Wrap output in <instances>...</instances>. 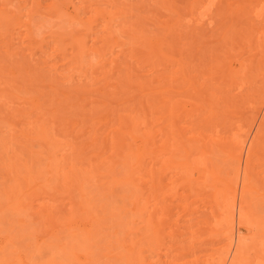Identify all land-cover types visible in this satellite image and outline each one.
<instances>
[{
    "label": "rangeland",
    "instance_id": "obj_1",
    "mask_svg": "<svg viewBox=\"0 0 264 264\" xmlns=\"http://www.w3.org/2000/svg\"><path fill=\"white\" fill-rule=\"evenodd\" d=\"M53 2L0 0V86L8 82L5 89L9 87V92L17 86L13 89L26 97L38 96L42 103L39 111L45 112L42 120H52L49 131L58 143L55 156L61 158L57 165L50 162L52 153L42 140L29 137L27 147L20 145L25 138L19 129L25 127L27 131L30 120L40 113H20L16 109L22 102L4 98L0 101V191L15 184L7 167L21 168L27 162L34 165L36 172L20 187L25 193L32 191L28 196L33 206L47 203L62 214L71 202L86 197L99 216L106 218L113 210L119 212L126 201H122V196L135 190L121 180L113 181L125 177L126 169L112 155L103 164L92 156L90 146H83L91 142L92 136L99 143L110 139L121 124L127 126L133 118L138 122L135 134L147 136L151 157L146 158L142 170H137V192L142 190L150 196L147 216H152L151 221L160 230L157 241L140 245L144 263L210 264V255L217 254L224 242L218 236V203L212 201V192L203 187L206 168L213 165L218 178L240 183L243 176L235 171L237 162L228 155L229 141H241L243 169L245 151L257 132H264L258 129L264 119V0H70L58 11L55 7L59 5ZM191 4L197 8L193 12ZM196 12L207 15L200 18ZM141 34L150 36L154 50L163 39L161 42L168 48L164 51L183 61L182 67L195 84L185 90L178 82H171L182 93L165 89L163 93L160 86L171 84L168 77L179 69V64L159 55L152 63L138 60L147 57L143 43L146 39L142 41ZM77 41H83L81 46ZM220 66L221 72L229 68L236 77L240 73V77L235 78L236 82L224 81L225 84ZM128 78L134 83L132 86L127 85ZM142 82L147 84L142 86ZM167 96L180 100L183 111L179 115L167 116L169 111L160 99ZM96 118L100 121L93 124ZM89 129L92 131L87 133ZM125 137L130 143L131 139ZM258 141L257 155L249 167L251 190L246 196L251 210L257 213L253 219L264 233V138ZM109 146L108 143L106 155L112 152ZM29 150L38 153L31 156ZM200 155L205 166L200 163L195 170L179 168L177 162L191 161ZM166 160L169 167L163 163ZM85 172L88 173L83 176ZM46 179L53 189L47 187L45 193L34 190V183L41 184ZM5 205L0 196V227L7 228L8 220L17 235L23 234L24 264H46L52 258L62 264H84L83 251L76 250L68 259L57 250L56 244L69 240L65 233L60 232L59 239L50 237L51 227L32 235L26 233L25 228L36 215H31L30 210L13 214L3 209ZM126 219L129 223L134 219L136 223L131 225L141 224H137L139 220L134 215L129 214ZM99 240V245L104 243L103 237ZM231 254L230 251L226 264ZM253 256L252 251L245 253L244 264H264V257L258 260ZM115 264L123 263L116 259Z\"/></svg>",
    "mask_w": 264,
    "mask_h": 264
},
{
    "label": "bare ground",
    "instance_id": "obj_2",
    "mask_svg": "<svg viewBox=\"0 0 264 264\" xmlns=\"http://www.w3.org/2000/svg\"><path fill=\"white\" fill-rule=\"evenodd\" d=\"M53 1H54L53 2L54 5H55V3H57V5H59V8L55 7L56 11L61 9V7H63L64 4H67V3L69 4V2H70V0H53ZM108 1H111V0H108ZM106 3H108V2H106ZM73 4H75V3H73ZM194 4L190 5L192 8L191 9L192 12L195 11V8H196V6L194 7ZM51 5H53V4H51ZM54 5L52 7H54ZM57 5H55V6H57ZM71 5L72 4H70V6ZM203 9H205V8H203ZM73 10H74V8H73ZM203 12L200 14H198L197 12L196 13L199 16L207 15V12L206 13H203ZM192 14H194V13H192ZM194 16H196V15H194ZM202 16L200 18H202ZM110 24L114 25L113 23H110ZM111 25H110V27H111ZM164 27L165 26H163V28ZM104 29H105V27H104ZM104 31H106V29ZM87 34H88V32H87ZM87 34H85V35H87ZM141 35H140V37H141ZM145 35H149V34H145ZM143 36L144 35H142V41H144V39H146V41H144L143 43L145 44V47L147 48V57L145 59H138V60H141V61L145 60V62L147 60L148 63H152L151 60H154L155 55H157V56L159 55L162 58L169 60L170 62L177 61V64H179V69L174 71L171 78L168 77V83L169 82L170 83L171 82L172 83L178 82L177 85H179V84L182 85L185 88V90L189 89L190 86L195 84L192 80V76L190 74L186 73L185 69L182 67L183 61L181 62L180 60H176L175 58L170 56L168 51L167 52L164 51V49L166 47L164 46L165 42L162 43L164 41L163 39H162L163 41L161 40L162 42L160 41V44H156V46L154 45L157 48L156 50H154L153 45L150 44V42H151L150 36L149 37H147V36L143 37ZM155 36H154V38H155ZM58 38H60V35L58 36ZM223 39H224V37H223ZM83 41L86 42V40H84V39H83ZM154 41H156V40H154ZM82 42L81 41L78 42L79 45ZM167 43H168L167 47H170V46H168V45H170L169 42H167ZM82 46H84V45H82ZM85 46H87V45H85ZM83 48L84 47H82V50H83ZM166 49H168V48H166ZM54 51H56V50H54ZM79 53L77 55H80ZM49 56H52V55H49ZM74 57L76 58V56H74ZM216 66H215V68H216ZM242 66H240V67L242 68ZM257 68H258V65H257ZM218 69L221 72V70H222L221 66ZM225 70H226V72L224 71V69H223V72H221L222 82H224V81L226 83L229 81L236 82L235 78L237 79L238 77H240L239 72H238L239 74L236 77V72H235V74L232 73L230 71L231 69H229V68H227V69L225 68ZM244 70L242 68V71H244ZM52 71H53V69H52ZM254 71H256V70H254ZM54 73H55V70H54ZM15 74H17V73H15ZM252 74L254 75V73H252ZM241 75H242V73H241ZM256 76H258V75H256ZM29 77H30V75H29ZM24 78H26V77H24ZM163 78H164V76H163ZM239 80H240V78H239ZM125 81H126L127 85L132 86V84H134L133 82H131L129 80V78ZM159 82H160V80H159ZM162 82H164L163 79H162ZM4 83L5 82H3V85H4L3 87L0 86V101L4 100V98L8 99L10 97H13V98H16L18 101L22 102L20 104V105H22V107H20V105H18V108H21V109L17 108L18 110L16 109V111L23 113V112H25V110H29L30 112L35 110V112L40 113L39 117H35V119L30 120V123L27 127V131H25V127L19 129L20 135L23 136L26 140V141L21 140L20 145L23 146V148L27 147L28 146L27 141L29 140V137L33 140H39V141L42 140L46 144L47 149L50 150L52 153L50 155L51 156L50 162H54L57 165L61 161V158L56 157L55 153H54V150L57 147L58 143L56 142L55 139L52 138L51 132L49 131V129L51 128L50 121H52V120L48 119V122L45 120H42V119H45V112L39 111V109L42 108V103L39 100L38 96L37 97L36 96L26 97L25 95L20 94V92L18 90L15 91V89H13L17 86H15L13 88L10 87V88H12L13 91H15V92L18 91L17 93H15V92L12 93L13 91L9 92V90H8L9 87L5 89V86H7L6 84L8 82H6V84H4ZM172 83L167 85L168 87H166L165 84H164V86L162 84L160 86L161 91H163V93H164V89H165L166 92L173 91V92H176L178 94L182 93L181 89L179 88L178 90H176L177 88H175V86ZM30 84H33V83H30ZM145 84H147V83H144V84H143V82L141 83L142 86H144ZM8 86H9V84H8ZM16 89H18V88H16ZM155 91H157V90L155 89ZM161 91L160 92L158 91L159 92L158 95L161 94ZM149 92L151 94L155 93V92H151V91H149ZM149 92H147V93H149ZM241 92H242V90H241ZM168 94H170V92ZM242 94L243 93H241V95ZM67 96L68 95H65V97H67ZM165 96H163V97H165ZM168 96H167V98H165V100L163 99V97L162 98L160 97V99H162L165 102V104H164L161 100V102L165 105L164 107H166V109H168V111H169L167 116L171 117L173 115H179L181 113V110H182L181 105H180V100L179 99L173 100L172 98H168ZM245 97L246 96H244V98ZM12 99H10V100H12ZM262 101H264V100H262ZM254 104H256V103H254ZM75 106H76V104H75ZM253 106H255V105H253ZM92 111H94V110H92ZM13 112L15 115L16 112L15 111H13ZM254 113H256V112H254ZM99 121H100L99 118L92 120L93 124H96ZM167 127L170 128V125ZM258 127L257 128L259 130L264 129V119L261 120ZM137 129H138V122L132 118L129 120V125L123 126L121 124V127L117 129V133L112 135L110 137V139L106 138L104 140V142L99 143V142H97L98 138L95 136H92L91 142L87 143V144L85 143L83 146V147H85V145L86 146L88 145L87 147L90 146L91 147L90 151H91L92 156L96 157V158H100V161L103 162V164L108 163L111 160V155H112V156L117 157L119 160V164L124 169H126L125 172L127 173V175L125 177L114 178L113 181L121 180V183H123L125 186L131 185V187H135V190L129 196H127V195L122 196V201H124V200H126V201L123 202V204L119 207V212H116V210H113L110 212V214H108V217H106V218H104L103 216H99V215H97L96 212H94L92 210L91 202L86 197H84L83 200H80L79 202H71L69 209H67V211L65 213H62V214L58 212L57 207H55L54 209H51L50 205L47 203H43V202L39 203V204L37 203L36 207L33 206L32 202H30V198L28 196L30 194V192H32V191L27 190L28 192L26 191V193H25L24 191H22V187H20L22 182H28L29 180H31L33 175L36 172L34 165L33 164H27V162H24L23 166L21 168H15L13 165L12 166L10 165L7 167V171L10 174H12V178L15 181V184L14 185H8V189L0 191V196L4 197L5 202H6V205L3 209L7 210V211H11L13 214L16 213L17 215H20L21 213H24L25 211H29V210L31 211V215L35 214L36 217L31 219L30 224L25 228V232L29 233L31 235L36 233V232L43 231V230L47 229L48 227L49 228L51 227L49 235L52 238L59 239L60 232L65 233L67 239H69V240H67V242H64V243L61 242L59 244H56V247H57V250L59 251V253H61L62 255L67 257L68 259L72 257V255L74 254V252H76V250H79V251H83L86 254L84 264H115L116 259L117 260L120 259L123 264H135V263L136 264H145L143 261V256L141 255L142 248L140 247V245L146 244L149 246V244L152 243L153 240L157 241V237L159 235L160 230H158V228L155 227L156 223L151 221L152 216L150 214L147 216V213L149 212L148 208H149L150 196H148V195L146 196L145 192L142 190H139L137 192V189L139 188V184L137 186V183H135V180H136L135 176L137 175V170H142L144 168L146 158H148V157L151 158L150 156H148V154H149L148 148L149 147H148V143H147V136H144L145 138H142L141 136L136 135L135 132L137 131ZM91 131L92 130L89 129L86 132L90 133ZM171 132L175 133V130H172ZM262 133H264V132H262V130H261V132H257L255 138H253L251 144L247 148V151H245L246 157H245V161L243 162V165H244L242 167L243 169H241V159H242V154H243V146L240 143L241 141L239 142V140L237 141L234 138H232L229 141L230 150L228 151V155L231 158L232 162H234V161L237 162V169L235 171L237 173L240 172V175L242 174L241 176H243L241 178L242 180H240V183L237 181L236 182L234 181V183L232 184L231 180H233V179H228V178L222 179L219 177L220 178L219 179L218 174L216 173L217 171L215 170L213 165H211V167H209V168H206V173L204 174V177L206 179H205V181H203V187H205L207 190H210V192H212V195H213L212 201H215L216 203H218L217 206H219V210L221 211L220 212L221 217L217 221L220 224V231H219L218 236H220V239L223 240V242H224L223 243L224 245L222 244V246L220 248H218L219 250H217V252L218 251L219 252L217 254H216V252L214 253V254H216L215 256H214V254L210 255V257L212 256L211 258L209 257L210 258V260H209L210 264H226L227 257H228V254L230 253V251L232 252V254H231V258H230V261L228 264H244L245 253H247L248 251H252L254 254L253 257H257L258 260L260 258L264 257V246L261 245L262 241H264V233H261L259 231V229H261L262 226H260V225L258 226V223H256L257 220L253 219L255 217V214L257 215V213H255L254 211L251 210L252 209L250 206L251 203H250V201L247 200V196H246V194L251 190V187H250L251 184H249L250 181L248 183L249 167H250V163L252 162L251 159L254 158L255 155H257L256 150H257V146L260 142L258 140L260 138H264V137H262V136H264V135H262ZM126 135L131 139L130 143L126 142V139H127L125 137ZM108 143L110 144L109 148H111L112 152L109 155H106V152L108 150V148L106 146L108 145ZM80 149H82V148H80ZM83 150L84 149H82L81 151L83 152ZM29 153L31 156H36V154L38 152L37 151L35 152L33 150H29ZM201 156L202 155H200L198 158L193 159L191 161L182 160L181 162H177L179 165V168L180 169L195 170L197 168V165L200 163L204 164V166H205V160L203 158H200ZM163 163L166 164V167L170 166V164H167L168 163L167 160L164 161ZM171 163H173V162H171ZM108 165H109V167H112V164H108ZM234 167H232V168H234ZM87 173L88 172L82 173V175L86 176ZM235 176L237 177L236 174H235ZM172 184H173V182H172ZM32 187L34 188V190H37V191L39 189H41L42 193H45L44 190L47 189V187L52 188V189L54 188L51 185V183H49V181L47 179L44 180L41 184L34 183ZM131 187H129L128 189H131ZM172 188L174 189V187H172ZM167 192L168 191H166L165 193H167ZM131 196H133L132 197L133 199H131V200L128 199ZM215 202H213V203H215ZM129 214L134 215L136 217V220H139L137 224H140V223L141 224L139 226L131 225L130 224L131 222H133L134 224L136 222H134V219H132L129 223V220L126 219V217ZM146 216L148 218H146ZM110 221H112L111 224H110ZM160 221L161 220H158V222H160ZM20 222L21 223L23 222L22 226L23 225L26 226V224H24V220H22V221L20 220ZM1 223H3V219L1 218V213H0V224ZM6 224L8 225L7 228L6 227H0V264H24L23 249L21 246L23 234L17 235V233H15L13 231L8 220H6ZM256 224H257L258 228H257ZM241 228L244 229V232L239 231V230H241ZM131 235H135V236L132 237ZM102 237L104 238V240H103L104 243L99 245L98 244L100 242L99 238L102 239ZM249 245H251V247H249ZM92 247H94L95 249L92 250L91 249ZM262 259H264V258H262ZM262 259H260V260H262ZM206 260H208V259H206ZM46 264H62V263L57 262V261H55L54 258H52L49 261H47Z\"/></svg>",
    "mask_w": 264,
    "mask_h": 264
}]
</instances>
